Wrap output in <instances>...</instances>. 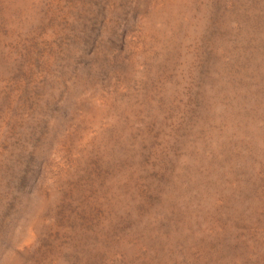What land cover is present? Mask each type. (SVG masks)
I'll return each instance as SVG.
<instances>
[{
  "label": "rangeland",
  "instance_id": "obj_1",
  "mask_svg": "<svg viewBox=\"0 0 264 264\" xmlns=\"http://www.w3.org/2000/svg\"><path fill=\"white\" fill-rule=\"evenodd\" d=\"M0 264H264V0H0Z\"/></svg>",
  "mask_w": 264,
  "mask_h": 264
}]
</instances>
